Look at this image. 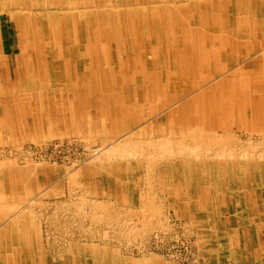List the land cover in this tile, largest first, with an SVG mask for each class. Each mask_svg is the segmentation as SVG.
Returning <instances> with one entry per match:
<instances>
[{
	"label": "rangeland",
	"instance_id": "obj_1",
	"mask_svg": "<svg viewBox=\"0 0 264 264\" xmlns=\"http://www.w3.org/2000/svg\"><path fill=\"white\" fill-rule=\"evenodd\" d=\"M135 16L155 27L167 46L181 28L189 37L207 36L215 48L224 47L222 37H229L233 44L221 52L223 64L237 55L231 50L239 40L245 49L252 47L250 52L264 46V0H0V85L17 82L18 94L32 96L23 107L42 110L35 119L17 118L19 103L0 96V262L12 255L11 264H108L92 252L116 249L128 264H235L220 245H205L203 237L233 239V249L246 258L233 234L244 225L237 212L242 204L237 197L244 192L245 208L259 225L257 246L264 264V189L260 193L243 177L221 193L231 207L221 215L212 200L204 207L196 197L189 207L195 185L186 179L198 173L195 167L186 170L192 161L243 162L258 150L255 157L263 158L264 119L257 113L247 122L241 120L245 114L233 113L205 123L207 132L176 134L172 123L178 113L172 111L199 88H191L196 76L187 78L179 67L191 64V52L165 67L151 52L136 53L146 49L150 34L143 21L131 30L137 34L133 52H107L113 20L123 24ZM244 20L246 28L256 25L258 32L239 34L238 23L245 25ZM90 21L96 24L92 31ZM52 62L59 67H50ZM213 67L202 68L211 78L196 80L201 87L208 84L205 89L236 68ZM166 75L179 82L163 93L162 84H171L164 82ZM135 86H145L147 101L136 103L125 95ZM67 104L73 112L66 120L54 114L45 118V109L64 110ZM9 123L14 125L6 129ZM203 185L218 196L212 182Z\"/></svg>",
	"mask_w": 264,
	"mask_h": 264
},
{
	"label": "bare ground",
	"instance_id": "obj_2",
	"mask_svg": "<svg viewBox=\"0 0 264 264\" xmlns=\"http://www.w3.org/2000/svg\"><path fill=\"white\" fill-rule=\"evenodd\" d=\"M142 21L143 19L138 18V16H135L133 19L127 20L123 24H120L117 20H113L112 27H110L107 31L108 34L109 32H110V35L112 34L111 37L113 36V39L110 37L111 38L110 41L109 40H108L109 42L107 41V44H106L107 52H114V51L115 52H133V49H134L133 40L135 37H137V34L135 33V35L132 36L131 30H137L138 28H140L139 26L143 24ZM149 23L153 24L152 22H149ZM90 24H91L90 29L92 31V28H94L96 24L95 23L92 24L91 21H90ZM104 24H106V22ZM145 24L149 27V32H150L149 37H147V40H146V49L140 50L136 53H139L142 51L151 52V56L155 58V60H158V62L160 63L162 67H165L169 65L172 66L174 60H176L180 54L184 55V54H188L189 52H191L190 54L191 64L186 65L183 62L182 64H180L179 67L183 66L182 68H184V71H185L184 74L187 78L192 75L196 76L195 78L191 79L192 81L191 88L195 86L199 88L197 91H195V93L192 92V94L190 95L191 98L189 99V101L182 102V106L180 107V110L172 111L173 114L178 113L177 121L172 123V125L174 124L173 129L177 131L176 134L179 135L183 131L185 132L189 131V134H190V132L196 131V129H199V128L202 129L204 132L205 131L207 132L206 125H204L205 123H208V122L212 123V120L214 117L218 118L224 115L227 117V115L229 114L232 115L233 113L237 114L238 116L245 114L244 116H247V118L241 117V120L244 119V121H247V122L250 120V119L248 120V118H251L250 117L251 115L255 116L257 113L260 118H264V55L262 54L260 55L254 54L255 56L250 55L247 60L243 59V61H241V58H246V55L248 53V52H242V54H240L239 57L238 55H236L237 58L234 57L233 55L234 59L231 60L228 64H223L221 63L222 60L221 61L219 60L221 59L220 57H223L226 54H222L221 50L224 47H231V45L233 44V41L229 37L228 38L227 36L222 37V45L224 47H221V48L219 47L220 48L219 49V48L213 47L210 43V40L208 42L207 36H204V37L200 36V38H198L197 34H194V36L189 37L190 34H185L184 33L185 30L181 28V30L176 33V36L174 38L175 42H173L171 46H167L165 43L163 44L161 42L160 38H157L155 34L156 28L150 27L147 23ZM136 25L138 26L135 27ZM238 25H240L239 34H242V35L244 33H247L249 30H252L251 28L257 27L256 25L251 26L249 24V28H246L248 26L246 21H245V25H244V22H239ZM175 28H174V31L176 30ZM245 29H247V32L245 31ZM186 33H190V32L186 31ZM241 42L243 43V41H238L237 44H235V46H232V47L237 46L240 49ZM21 50H23V52H26V51L28 52V50L25 49L24 47ZM243 50L245 49L243 48ZM213 51H217V52H214L215 56H212L211 58L207 57L208 56L207 52H213ZM229 56H232V55L229 54ZM2 62L3 61H1L0 59V63ZM54 63L53 62L52 64L50 63V67L51 66H53L52 68L59 67L58 65ZM211 65H214L213 67L214 69L217 67L219 71H221L223 67H229V66H234V65L236 66V68L230 70L231 73L229 76H225L224 79L213 82L212 84L210 83V85L208 86V89H205L208 84L206 85L203 84L201 87L200 81L201 83H203L207 81V79L212 77L209 72L207 73V71L205 72L204 70L206 67L207 68L211 67ZM18 67H20L19 74H21L24 71L23 69L25 67L23 66V64L20 66L18 65ZM162 70H164V68H162ZM162 74L164 75V71L162 72ZM90 80L91 78L89 79V81ZM134 80L139 81L140 79L134 78ZM168 80L171 81V79L167 77L166 75L164 82H167ZM196 80H200L199 83H196L197 82ZM175 82H179V81L172 80L171 84L164 85L166 83H163L162 85L164 87L159 88L160 85H158V88L161 91L162 90L166 91L170 87L176 86V84H174ZM140 87L141 86H137V87L135 86L134 92H132L131 95H127V94L125 95L129 97H133L136 103L139 102L138 99L147 101L148 98L145 95V91L142 89L145 86H143L142 88ZM226 87L228 89H225ZM136 88L138 90H143L142 93L137 91ZM130 90H132V88H130ZM200 90H203V91L199 93L198 91ZM165 91H162V92L165 93ZM253 91H256V92H253ZM0 96H3L4 98L2 99L5 100L6 102L13 103L14 105L15 103H19V106L21 107H19V113L15 114L17 118L24 117V116L25 117L30 116V118L35 119L37 117H40L39 114L40 112H42V110H40L39 108H32L28 106L23 107L25 102L31 101L32 96L26 93L23 94L22 92L18 94L17 82L8 81L7 84L0 85ZM44 99H48V97L45 96ZM168 101L171 102V100H168ZM6 112L8 113V116H9V113H10L9 109ZM44 114H45V118H47V115H53V114L56 118L57 117L61 118L62 109L60 106L56 107L53 110L47 111L45 109ZM1 120L2 119H0V122ZM198 123H202L203 126H199ZM13 125L14 123H9V126H7L6 129L12 128L11 126ZM171 128L172 127H170V129ZM258 153H259V150L258 152L252 151V153L250 154L251 156L249 155L246 158V160L243 161L244 163L237 159H235L232 163L228 161L225 162L226 159L219 160V163H217V165L219 166L217 165L211 166L212 164H208L207 160L202 163L200 162L198 163L195 161H192L191 164L188 163L186 170L187 169L190 170L191 167L192 168L195 167L194 168L195 172L198 170V173L195 176L192 177L189 174V176L186 178L188 183L191 186L195 185V187H193L192 190H190V192L192 193V196L188 197L190 198L189 202L192 199V201L190 202L191 204H189L190 205L189 207L192 208L193 205H195V203L197 202V198H200L201 203L203 204L204 207H208L209 206L208 201L212 200L214 203H216L217 205L216 207L221 209L220 214L223 215V213L227 212L228 208H231V207H230V201H229L230 198L228 199L227 197H224L223 195H221V193H225L226 195L227 192H225V190H227V188L228 189L232 188V186L236 187V184L239 183L240 179H242L245 176H248V179L249 178L251 179L250 181H251L253 189L259 190L260 193L263 192V189H264V157L263 158L261 157V159L256 158L255 155ZM244 156L246 155L244 154ZM196 163H198L199 165H197ZM199 169L201 171L200 176H199V173H200ZM207 182H212L214 184L216 195H218L217 197L211 196V189L203 185L204 183H207ZM199 184H202V187L196 186ZM178 190L180 191V189ZM237 199L239 200L240 204L241 202L243 204V205L241 204V208L238 209L237 212L240 213L242 216H244L243 217V220H244L243 228L247 227V231L244 233L243 228L241 229V231L237 229L236 231H234L233 234H234V238L237 237L238 239L236 240L241 242L242 244L241 250L243 252V256L246 258H244L243 260L242 259L243 257L239 255L238 250L233 249L234 248L232 246V242H234L233 239H230V238L221 239L222 238L221 234H219V237L218 235L217 237L215 236L212 237L210 234L206 235L205 233V236L203 237L204 241L203 240L202 241L205 243V245L209 246L210 244L211 247L220 245L222 249L227 252L228 257H231L232 259L234 258L235 264H255L256 262L258 264H263L261 263V261L263 260L261 257H259V250L257 246V242L258 241L260 242V235L258 234L259 225L255 224V218L252 219L251 217L253 216L249 215L247 208H245L247 204V201H246L247 197L244 194V192H241V193L239 192V197H237ZM203 206L201 205V208ZM224 206L227 207V208L225 207L226 210L224 209ZM194 208L192 209L193 211H191V213H193V216H197V213L194 212L195 211ZM224 227H225V224H223L222 229H226ZM225 234H227V232ZM229 242H230V246L226 245V247H224L225 246L224 244L229 243ZM211 247H208V248H211ZM92 253L95 255L101 254L102 256L101 258L103 259V261L108 264H128L127 262L128 258L125 260L123 255L116 249L115 250L105 249L103 251H100L99 253L98 252H92ZM7 257L2 256L0 264H11L13 261V260L12 261L10 260V258L12 259V255L7 256ZM92 259L95 260L97 258H92Z\"/></svg>",
	"mask_w": 264,
	"mask_h": 264
},
{
	"label": "crops",
	"instance_id": "obj_3",
	"mask_svg": "<svg viewBox=\"0 0 264 264\" xmlns=\"http://www.w3.org/2000/svg\"><path fill=\"white\" fill-rule=\"evenodd\" d=\"M252 26H255V25H252ZM252 30H249L247 33H249V35L251 34L250 32H252L253 31V29L256 31V32H258V29H257V27L256 28H251ZM2 31V30H1ZM0 31V32H1ZM2 35H3V33H2ZM8 36L6 37V39L8 40ZM239 41H241V40H239ZM175 42V41H174ZM245 47H246V45H245V43L243 44L242 42H241V48L239 49V47H235V49L233 50V52H237V55H238V57L240 56V54H242V52H248L247 53V55L246 56H248V55H253V56H255L254 54H257V55H260V54H262V55H264V46L261 48V52H257V53H255V52H250L251 50H252V47L250 46V47H247V49H245ZM226 48V47H225ZM225 48L224 49H222L221 51L222 52H228L227 50H225ZM238 48V49H237ZM243 48L245 49V50H243ZM236 49H237V51H236ZM250 49V50H249ZM220 51V52H221ZM260 51V50H259ZM142 52H146V51H142ZM250 52V53H249ZM231 55H232V52H231ZM235 57H236V54L234 53L233 54ZM256 55V56H257ZM237 58V57H236ZM131 63H133V61H131ZM65 74H66V76H67V71L65 70ZM67 79H68V77H67ZM69 79H71V77H69ZM130 87V86H129ZM253 92H256V91H253ZM62 116L64 115V117H62L63 119H67V114L68 113H70V112H73V108H71L70 106L68 107V104L66 105V107H65V109L64 110H62ZM74 114V116L76 117V119H74L75 121L76 120H78V114H79V112L75 109V112L73 113ZM69 119H70V117H69ZM264 119V118H263ZM70 121H71V119H70ZM78 123V122H77Z\"/></svg>",
	"mask_w": 264,
	"mask_h": 264
}]
</instances>
